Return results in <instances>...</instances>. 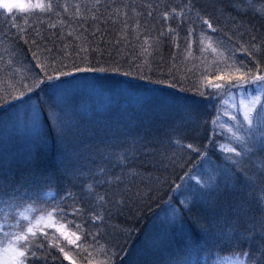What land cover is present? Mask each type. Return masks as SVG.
<instances>
[{
  "label": "snow or ice",
  "instance_id": "snow-or-ice-1",
  "mask_svg": "<svg viewBox=\"0 0 264 264\" xmlns=\"http://www.w3.org/2000/svg\"><path fill=\"white\" fill-rule=\"evenodd\" d=\"M98 5L99 0L92 7ZM56 7L66 10L68 5L0 0V18L8 30L4 37L10 41L7 67L13 68L19 56L15 42L28 45L31 54L26 67L15 68L21 87L0 95V125L11 124L26 146L13 162L5 155L0 164V264H59L61 254L77 264L59 240L81 250V231L85 239L98 243L111 220L138 221L145 211H153V204L166 213L158 226L165 238V264H264V2L187 0L179 11L172 7L162 13L165 20L180 17L181 23L186 14L191 23L194 15L202 28L217 36L213 46L212 36L198 34L201 53L210 49L216 59L211 69L202 61L205 66L191 87L183 83L186 77L151 65L148 36V47L141 49L143 62L130 61L127 67L105 59L98 47L81 44L74 55H56L52 47L29 41L27 29L17 24V14L59 18ZM74 7L80 15V5ZM58 23L63 27L65 22ZM167 32L179 38L176 29L168 27ZM186 32L187 58L192 56L193 28ZM67 35L73 36V31ZM64 38L53 33V45ZM240 53L244 58L237 60ZM24 70L31 73L28 84L23 83L29 78ZM105 81L117 87L127 84L144 95L137 97L138 107L127 121L101 134L82 126L79 104L88 93L112 92ZM185 92L193 95H181ZM237 93L239 106L231 105L235 113L224 112L231 123H220L217 100L227 104L224 97ZM110 99L118 104L115 96ZM225 131L227 144L216 139ZM189 138L193 142L185 143ZM217 152L219 160L214 158ZM86 209L94 232L74 220L64 222L70 215L83 217ZM154 214L159 217L160 212ZM137 231L121 229L127 239ZM127 246V240L123 246L116 244L121 252ZM99 250L111 251L103 264H115L120 255L104 245Z\"/></svg>",
  "mask_w": 264,
  "mask_h": 264
},
{
  "label": "rangeland",
  "instance_id": "rangeland-1",
  "mask_svg": "<svg viewBox=\"0 0 264 264\" xmlns=\"http://www.w3.org/2000/svg\"><path fill=\"white\" fill-rule=\"evenodd\" d=\"M54 4L57 5H64L67 4L68 7L66 10H71L75 9V5L72 4L76 0H52ZM79 1V5L83 10L86 11V16H88L92 21H96L97 19H101L102 21H106V18L104 16V12L107 8L113 7L111 10H113L115 7L123 8L124 6H127V9L130 11L132 10V6L134 1L137 2V4H140V8L142 10V14H140L138 17L141 16V19H146L148 18L151 25H155L156 23H161L165 22V26L168 27L170 26L173 29H176L179 33V38H176V34L174 36L170 35L171 38H168L167 41L165 39V42L167 45L166 47H161L158 48L157 52H155L158 44L157 40L153 39L156 38V30L152 34H148L146 36L149 37L148 44L151 45L149 48V51L151 52V55L148 56V60L151 63V65L157 69V70H163L165 72H168L169 70H172L173 68V56H172V50H175V54L181 55V51H177L176 48L174 47L175 45H182L184 46L185 44V39L187 37V32L186 29L191 27L193 28V34L192 36L196 38V43L195 47L199 45L198 40H199V33L201 31H205L207 36H212L213 41L216 39V35L213 34L210 30H206L201 27L200 21L195 18L193 15L191 18V23L189 22V17L186 14L185 17L183 18V22H180V17L176 16L173 21L165 20L162 18V13L165 10H170L172 7H176L177 11L180 10V7H182L187 0H99V5L97 7H92L94 3L97 2V0H77ZM201 3H209L210 0H200ZM257 4L264 2V0H255ZM123 5V6H122ZM122 6V7H121ZM165 6H168L167 8ZM57 10V9H56ZM58 10H65L63 7H58ZM92 11L93 14H90L89 12ZM110 11V10H109ZM131 12V11H130ZM133 12V11H132ZM151 12L152 15L149 16L148 13ZM109 13V12H108ZM107 13V15H108ZM75 14V13H74ZM34 19L31 20V22H27L25 24V21L18 23L17 19V24H20L21 26L25 27L27 29L26 31V36L29 39V41L35 39L36 44L41 46L42 42H47L43 43L44 45H48L49 47L53 48V52H58L61 51V53H55L56 55H63L65 54V50L61 47L60 45V40L57 39L55 45H53V33L57 37L59 36H67V33L69 30L75 29V31L78 33L76 36H80L81 40L77 41L74 37H68V39H73L72 42L76 44H82L86 47L89 48H96V44L92 42V37L96 36L98 33L97 29L95 28L92 30L91 28H88L85 32L81 31V27H84V25L89 26L90 24L84 21H80V24L73 23V25L70 23L67 26L64 23V26L61 27V25L58 23V19H62L61 17H57L55 15L48 16V15H33ZM95 16L96 19L93 20L91 17ZM135 16L129 17L128 20L132 21L135 20ZM64 20V19H63ZM0 22L3 23L4 20L0 18ZM65 22V21H64ZM74 22V21H73ZM220 24H223L224 21L220 19L218 21ZM49 23H55L56 28L55 29H49L48 24ZM108 23V21H107ZM94 24V23H93ZM177 24V25H176ZM98 24L95 23L94 27H97ZM217 26V21H214V27ZM77 29H80L77 31ZM120 29V26H116L114 28V33H117ZM226 29V30H225ZM7 32V28L5 29ZM148 30V28H147ZM228 30V31H227ZM36 32L40 33V36H36ZM82 32V33H79ZM167 32V30H166ZM224 32L227 33L228 35H231V32L229 31V28H224ZM139 39L137 38L138 34H131L128 35V38H125V40L131 43L134 39L135 41L139 40L137 42V46H134V52H132L133 47H131L130 54L124 51V54L117 55L115 54L116 58L113 57L112 59L118 60L117 58L124 59L128 62L130 61H135L136 63H142L144 60V56L141 55V49L142 47H148V45L144 44V36L142 35L141 32H139ZM150 33V32H149ZM168 33V32H167ZM31 34V35H29ZM34 34V35H33ZM169 34V33H168ZM8 36L11 37L13 36V33L9 32ZM215 36V37H214ZM192 38V37H191ZM190 38V40H191ZM247 39V38H245ZM104 45H109V43H106L104 41V37L101 38ZM106 40V39H105ZM153 40L155 41V45H153ZM59 42V43H58ZM162 41L159 40V43L161 44ZM16 43H23L22 41L16 42ZM111 44V43H110ZM207 44V41H205V46ZM145 45V46H144ZM228 46V43H226ZM42 47V48H43ZM174 47V48H173ZM186 47V46H184ZM161 49V50H159ZM33 50V49H32ZM67 52V51H66ZM75 51H68L67 53L75 54ZM30 54V51L28 52ZM154 53V54H152ZM183 63L180 66V71L179 73H173V75L179 77H186L187 79L183 81V83L191 87L196 80L199 77V73L201 71V68L204 67V65H199L198 63L191 62L190 59L187 57L186 58V52L183 51ZM134 54V55H132ZM31 55V54H30ZM30 55H28V59H30ZM182 56V55H181ZM108 57V56H105ZM25 58V57H24ZM111 58V57H110ZM243 53H240L237 56V60L243 59ZM212 63H209L208 65L212 66ZM175 65V63H174ZM127 67V65H125ZM104 75V74H101ZM111 75V74H109ZM154 78H156L154 76ZM118 79L120 80H129L131 78L127 77H119ZM30 83V81L28 82ZM26 83V84H28ZM108 87L112 88V92H91L88 93L81 101L79 104V110L81 112V117H82V126L87 129H92L95 132L98 133H103V130L108 127H115L117 126L118 122L120 124L124 123L125 121L128 120L129 116L132 114L133 109L137 108V97L138 96H143L144 92L143 90H140L139 93L137 92H132L127 84H121L119 87L116 86V84L113 81H105L104 82ZM136 83H142V82H136ZM235 92V90H233ZM183 96H192L193 93L191 92H185L181 93ZM112 96L116 97V100L118 101V104L116 102H113L110 98ZM225 100H228L227 104H224L222 100H217V107L220 110L221 113V121L220 123H231L230 119L224 115V112H228L229 114L235 113V110L231 108V105L233 103H236L239 106V95L238 93L234 98H229V97H224ZM213 118H215L216 112L213 111L210 114ZM226 131L223 135H217L216 139L220 143H229V141L225 138L226 136ZM187 142H193L190 138L185 141ZM17 144H22L23 139L21 138L20 134L13 128L11 124L4 126L0 125V149H6L7 147L11 145H17ZM214 158L217 160L220 159V154L219 152L214 154ZM179 183V181H177ZM69 205L72 204V201L69 200L67 201ZM79 206L83 207V204H80ZM153 211L148 212L145 211L143 215V219L140 220H135L133 219L131 223H126L123 217L116 218L114 224H111L110 227L104 230V235L99 236L98 242L103 241V242H113L111 245L113 248L109 247V250L114 249L117 253H120L119 257L115 259V264H144V262H149V264H165V262L168 259V256L166 255L164 251V236L163 234L158 230V226L163 222L165 219V211H161V209H157L156 205L153 204ZM69 207V211H71ZM155 212H160L159 217H157L154 213ZM82 218H88V210H85V214ZM79 218V221H82ZM77 222V221H76ZM89 221H87L88 223ZM83 223V221L81 222ZM79 224V223H78ZM91 225V224H90ZM92 227V226H91ZM135 227L138 229L136 233L133 234L131 239H127L126 236H124L121 233L122 228H132ZM49 233L51 234L52 230H48ZM74 231V230H73ZM81 235V243L85 246L83 249H81L82 253L76 251V248H73L74 251L71 252V255L74 256L73 258L77 260V264H103L108 258V256L111 255V251H108L107 253L102 252L99 250L100 245L99 244H94L92 243L93 241L88 238L85 239L83 231L80 233ZM127 240V247H124L123 252L120 251V247H116V244L119 243L121 246H123L124 241ZM60 244L63 243V240L58 241ZM102 243V242H101ZM65 248L67 247V244H62ZM61 245V246H62ZM108 249V247H106ZM57 249H55L56 251ZM53 252V249H52ZM131 252L132 255L128 256L126 255L127 253ZM75 254V255H73ZM80 254V255H78ZM62 261H59V264H64L61 263ZM67 264H70L69 261L66 262ZM65 263V264H66Z\"/></svg>",
  "mask_w": 264,
  "mask_h": 264
},
{
  "label": "trees",
  "instance_id": "trees-1",
  "mask_svg": "<svg viewBox=\"0 0 264 264\" xmlns=\"http://www.w3.org/2000/svg\"><path fill=\"white\" fill-rule=\"evenodd\" d=\"M72 4H74V5L78 4L79 5V1L76 0ZM140 4L141 3L137 4V2L134 1L133 6H132V10H130L131 12L125 6L123 8H119V9L117 7H115L113 10H111L113 7L107 8L104 12V16L105 17L107 16L106 18H108V19H106V21H102L101 19H97L95 22L92 21L88 16H86V11L83 10L82 9L83 7L81 8V6H80V15H76V9H74V10L71 9L70 11L69 10L63 11V10H58V7H56L55 10L57 9L56 10L57 12H61V18L64 19L66 26L70 23L72 25H73V23H77V24L81 25L80 21H84V24H86L85 22H87L90 25L86 26V25H88V24H86V25H84V27H81L82 32H85L88 28H91L92 30H94L95 28L98 29L99 30L98 33L96 34V36L92 37L91 40L94 44H96V47L100 48L103 51L105 59H108L110 57L112 59L113 57L116 58L115 54L121 55V54H124V51L127 52L128 54H130L131 47H133L132 52H131V53H133L134 52V46H137L136 44L139 40L135 41V39H134V43L132 40V42L131 43L129 42V44H128V42L125 40V38H128L129 37L128 35H131V34H134V35L139 34L140 35L139 32H141L143 36H146L148 34H152L156 30V37H158L159 39L157 41L158 46H157L154 53L157 52L158 48L169 46L166 44L165 39L167 41L168 38H171L170 35L174 36V34H168L166 32V30L170 26L166 27L164 25L165 22L156 23L155 25L154 24L151 25L152 23L149 22L150 20L148 18L141 19V16L138 17L140 14H142ZM56 5L57 4H54V6H56ZM89 13L93 14L92 11H90ZM107 13H108V15H107ZM125 13H126V15H125ZM132 16H135L136 19L129 21L128 18L132 17ZM85 17H88V19H85ZM32 18L34 19V16H24L23 14H21V19H23V20H30L31 21V20H33ZM172 19H174V17ZM172 19H170V21H173ZM107 21H108V23H107ZM95 23L98 24L97 27H94ZM137 23L139 24V27H137ZM116 26H120V29L117 33H114V28ZM6 28L7 27L5 25V22L0 23V29L3 30V31H0V57L3 58V64H0V95L7 94L8 92L13 91L14 89H19L21 87L20 74L15 72V68H22V65L26 67L29 60H26L24 57L30 55L28 53L29 52V46L28 45H24L23 43L21 44V43L15 42L16 43V50L19 52V56L13 61V65H14L13 68L7 67L9 55H8V52L5 51V49L8 48L10 41L4 37V32L6 31L5 30ZM147 28H148V30H147ZM79 30L80 29H77V31H79ZM72 31H73V36H69V37H74L78 34L75 31V29H72ZM82 32H79V33H82ZM162 32L164 33V35H160V33H162ZM29 35H31V34H29ZM67 36H64L65 38H64L63 42L60 41L61 47L64 49V47H63L64 44H67V45H69V47L67 49H64L65 52L66 51L67 52L68 51H75V50L77 51L78 46H80L81 44L73 43L72 42L73 39H68ZM102 37H104V41L106 43H109V45H107V46L104 45L105 43H103V41L101 40ZM191 37L192 38L190 41H191L192 56L188 57V58L190 59L191 62L198 63L199 65L200 64L204 65V64H202V61H206L207 62L206 66L209 67V69H211L212 66H210L208 64L212 63L216 59V57L214 56V54L211 53L210 49L201 53V51L199 50L200 46L199 45L197 47L194 46L196 43L195 42L196 38H194L193 36H191ZM245 38H247V37H245ZM216 39H217V37H216ZM216 39L213 41V46H216V44H215ZM159 40L162 41L161 44L159 43ZM117 41H119V43H117ZM43 43H47V42H42L41 48L43 47ZM226 43H228V42L225 41V47H227ZM155 44L156 43L153 40V45H155ZM184 46H186V43L184 44ZM184 46H182V45H179V47H176V45L174 46L177 51H181L182 56L181 55L179 56L178 54L176 55L174 53L175 50H172V56L174 55V57H175V59L173 60V65L175 63V67H173L171 70L173 73H177V72L179 73V71H180V66L183 63V58H184L183 51H185V48H186ZM84 47H86V46H84ZM32 49L35 50V47L33 46ZM159 50H161V49H159ZM149 52H152V51H149ZM161 52H162V50H161ZM53 53L54 54L55 53L60 54L61 51H58V52L54 51ZM154 53H152V54H154ZM132 55H134V54H132ZM105 56H108V57H105ZM124 58L125 57H123V59H120V58H117V59L121 63H123L124 65H127L128 61H126ZM112 60H114V59H112ZM23 74L26 77H29L28 79H25L23 81V83L26 84L30 81L31 73L24 70ZM23 143H24V141H23ZM25 149H26V146L22 145V144L11 145V146L7 147L6 149H2V150L0 149V164H3V162L5 160V155L7 156L8 162L11 163L16 159L17 154L24 151ZM79 218L80 217L70 215L67 218V220L64 222L68 223V221L74 220L76 224L79 223V224L83 225V229H86L89 232L95 231V229L93 227H91L90 221L87 223L88 218H86V219L84 218V220H82V218H80L83 221V223H81L82 221H79ZM115 220L116 219L111 220L109 222V224L110 225L114 224ZM69 227H70L71 231H73V230L77 231V229L75 227H72L71 225H69ZM101 242L99 241L96 244L104 245L105 247H108V249H109V247L113 248V246L111 245L113 242H109V243H107L106 241L105 242L101 241ZM78 243H81V242L78 241ZM62 244H67V243L65 241H63ZM62 244H60V245H62ZM70 246L75 248V246H72V245H70ZM70 246L67 244V247H69V248H65V250L71 254V252L74 251V249L70 248ZM86 247L87 246H85V248ZM75 250L78 251L77 249H75ZM81 251L82 250H79V252H81ZM57 253H58V250L55 251V249H53L52 255H57ZM73 255H75V254H73ZM78 255H80V254H78ZM60 261H62L61 263H64V264L67 262V260L62 259V254H61Z\"/></svg>",
  "mask_w": 264,
  "mask_h": 264
}]
</instances>
